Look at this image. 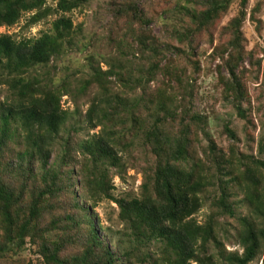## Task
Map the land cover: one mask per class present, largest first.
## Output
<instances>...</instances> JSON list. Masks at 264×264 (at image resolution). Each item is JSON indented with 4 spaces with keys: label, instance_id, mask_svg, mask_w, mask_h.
<instances>
[{
    "label": "trees",
    "instance_id": "16d2710c",
    "mask_svg": "<svg viewBox=\"0 0 264 264\" xmlns=\"http://www.w3.org/2000/svg\"><path fill=\"white\" fill-rule=\"evenodd\" d=\"M56 1L0 0V27L61 14L38 39L0 35V264L26 263L28 247L42 264H264V45L245 32L261 37L264 1L110 0L77 78L64 57L84 38L67 15L90 0ZM163 17L165 40L152 29ZM203 74L256 148L240 146L232 121L210 135ZM130 169L139 193L116 198L114 178ZM104 202L124 225L117 253L97 231Z\"/></svg>",
    "mask_w": 264,
    "mask_h": 264
},
{
    "label": "rangeland",
    "instance_id": "374dc122",
    "mask_svg": "<svg viewBox=\"0 0 264 264\" xmlns=\"http://www.w3.org/2000/svg\"><path fill=\"white\" fill-rule=\"evenodd\" d=\"M264 1V0H263ZM146 0H140V3L144 4ZM110 3V0H90L89 4L86 8L83 10H76L72 12L71 14H68L67 17H70L73 25L77 27L82 28V37L84 39H80V41L83 44L79 45L78 47L74 48L71 52H69L64 58V66L68 69V71L72 72L77 71L74 78H77L79 73L82 71H87V69L83 68L86 64V60L89 57V55L95 50L99 49L101 47V44L103 42V38L106 35L107 28L109 23L112 21V15L108 12V5ZM57 5L56 0H48L47 6L51 9H55ZM34 13H27L25 14L19 22L12 26V27H0V35H9L13 37L15 40H30V39H38L41 37L44 33H50L52 31V24L54 21H56L61 14H52L48 16L45 20H42L41 22L35 24V25H28L27 22L29 18ZM262 19L264 21V9L262 12ZM167 22L166 18H162V21L160 20L158 23L152 25V29L154 31V34L158 36L159 38L165 40L167 33ZM245 32L247 33L248 38L251 40L252 44H254L256 41L258 43L264 45V29L262 31L261 37L258 38L257 35L254 32V29L251 25L246 24L245 26ZM204 49H200V53L202 54ZM210 53V51H209ZM208 55V54H207ZM201 63L203 64L204 61H206V56H204L202 59H200ZM101 67L103 69L106 68L104 64H101ZM62 71H65V69H62ZM65 73H61L59 77H64ZM198 81V87L200 89V94L202 95L204 99L203 104V110H205V113L209 114V124H208V132L213 137H216L218 133L221 132L224 122L232 121L234 124V127L237 129L238 137L240 140V146H254L253 143L250 141L249 144L246 143V137L244 133L242 132V126L243 122H240L233 111V109L228 106L227 103L219 102L216 106H214V103L210 100V97L214 95V81H215V75L209 74L205 75L203 74L200 76ZM3 90V89H2ZM3 91L2 94H0V101L3 99ZM62 108L64 110H70L74 111V105L71 99L68 97H63L62 99ZM81 107L82 117L85 116L87 106H85L84 102L82 104H79ZM250 131V130H249ZM98 132V129L92 133ZM251 135L253 136L254 141H257L258 133L254 130H251ZM220 142H218L219 144ZM227 142H222V147L227 146ZM254 148H256L254 146ZM54 156L52 157L51 161H54ZM143 181V175L140 171L130 169L127 172L126 178L124 181H121L119 178H114V186H115V192L114 195L116 198H127V196H135L139 193L140 186ZM78 191V190H77ZM246 209H241L240 214H244ZM118 208L117 205L113 202H104L100 206L97 207L95 210V213L97 215V218L99 219L100 226L103 228V230H97L99 235L102 237V239L106 243H110V249L113 252L119 251L120 245L119 242L121 239V235L119 232L123 231L124 225L121 224L118 220ZM208 212L206 209H202L198 215H197V221L200 224H203L206 221V216ZM246 215V214H244ZM247 216V215H246ZM229 229V227H226ZM230 234V233H229ZM233 232H231L230 236L233 237ZM229 238L228 242L226 243V248L228 251L237 252L239 251L242 253V250L238 249V246L235 244V241L232 240L229 236H226ZM224 238V241L225 239ZM231 241V242H230ZM234 243V245H233ZM125 247V246H123ZM122 253V252H121ZM24 258L27 264L30 262V264H42V261L40 258L36 256L34 253V250L31 247L27 248V252L24 253ZM256 264V263H253ZM258 264H261L259 262Z\"/></svg>",
    "mask_w": 264,
    "mask_h": 264
}]
</instances>
